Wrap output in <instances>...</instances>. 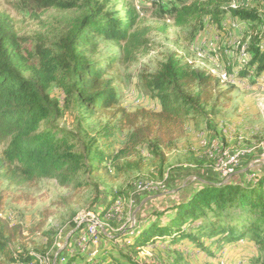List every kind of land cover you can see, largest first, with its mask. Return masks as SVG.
Wrapping results in <instances>:
<instances>
[{"label":"trees","instance_id":"16d2710c","mask_svg":"<svg viewBox=\"0 0 264 264\" xmlns=\"http://www.w3.org/2000/svg\"><path fill=\"white\" fill-rule=\"evenodd\" d=\"M231 2L192 0L174 3L167 12L180 29L192 26L196 31L209 19L224 34L232 29L226 28L228 20L244 23L241 42L246 50L223 48L220 53L226 56L227 74L256 84L264 77V31L259 29L263 15L256 7H231ZM22 3L34 13L56 9L71 14L67 29L48 45L41 34L33 38L35 43L20 35L14 19L0 9V182L9 187L23 189L50 179L70 191L94 190L96 205L103 186L142 167L143 153L159 159L162 169L165 151L186 136L190 120L211 118L231 100L234 85L170 53L156 71L141 76L157 107L128 110L120 104L108 74L119 62L137 61L147 50L149 29L140 25L136 9L128 7L122 14L107 10L101 0ZM259 4L264 7V0ZM102 39L115 41L121 58H96ZM239 51L248 57L246 63L239 61ZM54 85L63 101L52 96ZM64 107L75 110L78 131L58 123ZM90 119L103 120L95 134L81 127ZM107 200L99 213L107 223L108 234L99 232L106 245L94 255L73 252L64 264H160L138 257L140 249L156 245L219 260L227 248L236 250L243 243L258 249L264 264V171H253L246 180L235 175L219 182H198L189 196L154 210L137 229L115 235L111 233L115 221L106 217L119 201L123 207L130 194L112 191ZM70 202L69 197L63 205ZM51 215L30 229L0 217V263L45 260L54 245L52 233L44 230ZM33 236L42 242L28 249ZM14 245L24 246L13 250ZM56 259L61 260L62 254Z\"/></svg>","mask_w":264,"mask_h":264},{"label":"rangeland","instance_id":"374dc122","mask_svg":"<svg viewBox=\"0 0 264 264\" xmlns=\"http://www.w3.org/2000/svg\"><path fill=\"white\" fill-rule=\"evenodd\" d=\"M81 3V0H76ZM107 10L120 11L136 9L140 17V25L149 29L148 47L145 53L138 56L132 63L119 62L108 74L114 81L120 104L128 110L137 108H156L157 104L151 94L144 88L141 76L156 71L170 53H176L194 67L206 69L216 76L226 74L224 82L234 85L231 100L224 102L218 113L211 118L195 117L190 120L187 134L176 146L165 151V164L161 169V161L146 153L141 155L142 167L130 169L122 176L101 190V202L93 205L96 192L92 189H82L78 192L61 187L50 179L40 180L36 185L18 189L0 182V191L4 190V199L0 203V217L9 218L14 223H21L25 229L36 226L46 214L53 213L44 228L50 231L54 245L45 260L34 264H64L65 258L78 250L86 255H94L106 245L99 232H104L107 224L99 217L112 191L130 194L127 203L119 201L106 217L114 222L111 233L132 231L145 223L154 210L162 209L189 196L198 184V179L214 180L221 178L216 171L224 155L237 154L241 157L235 174L243 180L251 177L254 171H264V79L256 84L250 80L238 79L235 74H227L226 56L220 53L223 48L238 50L242 45V32L246 29L244 23L227 21L228 31L224 34L214 24L206 19L205 26L198 30L193 27L183 29L174 26V21L168 9L172 4L190 3L192 0H101ZM262 0H232L231 7H256L262 14ZM0 9L8 13L15 21L19 34L33 38L41 34L48 45L55 43L67 29L69 11L52 9L46 12H31L24 9L22 0H0ZM163 27H167L163 30ZM264 31V15L259 24ZM209 37L212 43H209ZM33 45V44H32ZM203 47V50H201ZM215 49L216 51H213ZM218 53L214 57L213 53ZM246 55V53H245ZM122 56L121 48L113 40H100L99 53L96 58ZM241 51L239 61L244 63ZM226 69V70H225ZM229 78V79H228ZM261 83V84H258ZM263 86V87H262ZM52 96L63 101L60 90L54 85ZM103 120L90 119L81 127L95 134ZM58 123L70 130H79L76 113L73 107H64L63 115ZM119 145V142L117 143ZM2 147H0V153ZM157 184L159 188L154 193L144 194L137 189L139 183ZM70 197V205L63 203ZM67 198V199H66ZM66 199V200H65ZM92 221L103 222L99 227L98 236L89 237L94 240L89 244L82 240V235L92 224ZM102 224V225H103ZM76 225V226H75ZM136 226V227H135ZM108 234V232H106ZM34 242L41 240L33 236L27 245L32 249ZM24 246V245H23ZM22 245H14L18 250ZM62 254V259H56ZM142 260H154L160 264H260L263 256L253 245L243 243L236 250L226 249L221 259L214 260L209 256L194 254L187 251L173 252L161 246H149L138 251ZM0 264H13L2 261Z\"/></svg>","mask_w":264,"mask_h":264},{"label":"built area","instance_id":"2783aa9c","mask_svg":"<svg viewBox=\"0 0 264 264\" xmlns=\"http://www.w3.org/2000/svg\"><path fill=\"white\" fill-rule=\"evenodd\" d=\"M262 15H264V9H262ZM209 43H212L210 37H209ZM201 50H203V47H201ZM234 80L238 81V78H235ZM219 158H221V166H219V169L216 171L219 173L222 179H227L229 177L231 178L235 174V169L239 165L241 157L232 156V154H230V155H224ZM260 160L264 163V160L262 159ZM137 189L140 192H143L144 194L145 193L148 194V193H154L157 190H161L164 188H159L157 184L144 182V183H139L137 185ZM114 213H119V211H114V206H113L112 209L110 210V216ZM94 229H99V227L95 225V223L92 221V224L89 227V229L82 235V240L84 241V243H86L89 237H91V231Z\"/></svg>","mask_w":264,"mask_h":264},{"label":"bare ground","instance_id":"6f19581e","mask_svg":"<svg viewBox=\"0 0 264 264\" xmlns=\"http://www.w3.org/2000/svg\"><path fill=\"white\" fill-rule=\"evenodd\" d=\"M235 7H237V6H235ZM246 50V45H242L241 46V51L242 52H244ZM213 51H216L215 49H213ZM243 61H244V63H246L247 62V60H248V57L247 56H244L243 58ZM220 77V76H219ZM222 80H226L227 79V76H226V74H222L221 75V77H220ZM229 79V78H228ZM261 80H263L264 79V77H262V78H260ZM258 84H261V83H258ZM264 86V85H263ZM262 86V87H263ZM232 156H237L238 157V155L237 154H232ZM219 166H221V164L219 165ZM94 223H95V225H97L98 227H101V228H103L104 227V224H103V222H100V221H93ZM103 224V225H102ZM103 230H105L104 228H103ZM98 229H94V230H92L91 231V237H96V236H98ZM106 231V230H105Z\"/></svg>","mask_w":264,"mask_h":264},{"label":"crops","instance_id":"0c3cea01","mask_svg":"<svg viewBox=\"0 0 264 264\" xmlns=\"http://www.w3.org/2000/svg\"><path fill=\"white\" fill-rule=\"evenodd\" d=\"M253 171H254V170H253ZM219 179H221V178H216V179H214V180H208V179L204 180V179H202V178H199L198 181H199V182H219Z\"/></svg>","mask_w":264,"mask_h":264},{"label":"water","instance_id":"95a60500","mask_svg":"<svg viewBox=\"0 0 264 264\" xmlns=\"http://www.w3.org/2000/svg\"><path fill=\"white\" fill-rule=\"evenodd\" d=\"M228 179H230V177L229 178H227L226 180H228ZM204 183H209V182H204ZM104 233H106V231L104 230Z\"/></svg>","mask_w":264,"mask_h":264}]
</instances>
